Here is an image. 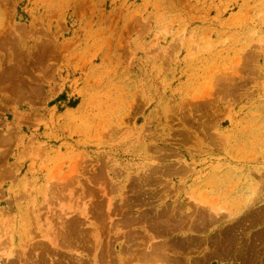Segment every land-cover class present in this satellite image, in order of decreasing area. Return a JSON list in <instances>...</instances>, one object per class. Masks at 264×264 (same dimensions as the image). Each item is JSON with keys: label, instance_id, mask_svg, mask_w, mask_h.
Returning a JSON list of instances; mask_svg holds the SVG:
<instances>
[{"label": "rangeland", "instance_id": "1", "mask_svg": "<svg viewBox=\"0 0 264 264\" xmlns=\"http://www.w3.org/2000/svg\"><path fill=\"white\" fill-rule=\"evenodd\" d=\"M5 254L264 264V0H0Z\"/></svg>", "mask_w": 264, "mask_h": 264}, {"label": "bare ground", "instance_id": "2", "mask_svg": "<svg viewBox=\"0 0 264 264\" xmlns=\"http://www.w3.org/2000/svg\"><path fill=\"white\" fill-rule=\"evenodd\" d=\"M173 169H174V168H173ZM149 170H150V169H149ZM142 173H143V172H142ZM92 174H93V173H92ZM136 178H137V177H136ZM63 179H64V178H63ZM147 179H148V178H147ZM138 180H139V179H138ZM52 183H53V182H52ZM142 183H143V182H142ZM53 184H54V183H53ZM62 187H63V186H62ZM55 192H56V191H55ZM106 194H107V193H106ZM104 198H105V197H104ZM82 199H83V198H82ZM104 200H105V199H104ZM199 202H200V201H199ZM111 203H112V202H111ZM207 203H208V202H207ZM109 204H110V203H109ZM109 204H108V205H109ZM203 204H205V203H203ZM100 205H101V204H100ZM206 205H207V204H206ZM209 205H210V204H209ZM51 206H52V205H51ZM249 206H250V205H249ZM105 207H106V206H105ZM119 207H120V206H119ZM210 207H211V206H210ZM103 208H104V207H103ZM203 208L205 209V207H203ZM206 208H208V207H206ZM213 208H214V207H213ZM200 209H202V208L200 207ZM82 210H83V209H82ZM82 210H81V211H82ZM113 210H114V209H113ZM197 210H198V209H197ZM197 210H196V211H197ZM207 210L210 211V208L207 209ZM74 211H75V210H74ZM81 211H79V212H80V215H82L83 217H86L85 211H82V212H81ZM87 211H88V210H87ZM90 211H91V210H90ZM198 211H199V210H198ZM198 211H197V212H198ZM213 211H215V213H216V210H213ZM79 212H78V213H79ZM106 212H107V211H106ZM114 212H115V210H114ZM20 213H21V211L19 212V214H20ZM199 213H200V212H199ZM213 213H214V212H213ZM215 213H214V214H215ZM217 213H218V212H217ZM72 214H73V213H72ZM195 214H196V213H195ZM202 214H203V213H202ZM76 215H78V214L76 213ZM171 215H172V214H171ZM206 215H207V214H206ZM208 215H209V214H208ZM215 215H216V214H215ZM20 216L22 217V214H20ZM209 216H210V215H209ZM212 216H213V215H212ZM32 217H33V216H32ZM75 217H76V216H75ZM80 217H81V216H80ZM205 217H206V216H205ZM207 217H208V216H207ZM207 217H206V218H207ZM131 218H132V217H131ZM197 218H198V217H197ZM133 219H134V218H133ZM162 219H163V218H162ZM193 219H194V218H193ZM193 219H192V220H193ZM203 219H204V218H203ZM213 219H214V218H213ZM218 219H219V218H218ZM62 220H63V219H62ZM83 220H84V219H83ZM188 220H189V219H188ZM206 220H207V219H206ZM32 221H33V220H32ZM66 221H67V220H66ZM165 221H166V220H165ZM67 222H68V221H67ZM151 222H152V221H151ZM192 222H193V221H192ZM200 222H201V221H200ZM77 223H78V222H77ZM84 223H85V222H84ZM124 223H125V222H124ZM189 223H191V222H189ZM115 224H116V223H115ZM140 224H141V223H140ZM199 224H200V223H199ZM33 225H34V224H33ZM56 226H57V225H56ZM60 226H61V225H60ZM166 226H167V225H166ZM81 227H82V226H81ZM85 228H86V227H85ZM185 228H187V227H185ZM189 228H190V227H189ZM40 229H41V228H40ZM88 229H89V228H88ZM96 229H97V228H96ZM117 229H118V228H117ZM187 229H188V228H187ZM22 230H23V229H22ZM66 230H67V229H66ZM90 230H91V229H90ZM129 230H130V229H129ZM171 230H172V229H171ZM185 230H186V229H185ZM188 230H189V229H188ZM62 231H63V230H62ZM86 231H87V230H86ZM236 231H237V230H236ZM78 232H80V231H78ZM30 233H31V232H30ZM37 233H38V232H37ZM87 233H88V232H87ZM121 234H122V233H121ZM38 235H39V234H38ZM82 235H83V234H82ZM47 237H48V236H47ZM58 237H59V236H58ZM79 237H80V236H79ZM237 238H238V237H237ZM68 239H69V238H68ZM114 239H115V238H114ZM198 240H199V239H198ZM51 241H52V240H51ZM144 242H145V241H144ZM193 242H194V241H193ZM57 243H58V242H57ZM145 244H146V243H145ZM42 245H43V244H42ZM57 245H58V244H57ZM141 245H142V244H141ZM55 246H56V245H55ZM195 246H197V245H195ZM59 247H60V246H59ZM137 247H138V246H137ZM142 248H143V247H142ZM187 248H188V247H187ZM140 249H141V248H140ZM140 249H139V250H140ZM144 249H145V247H144ZM144 249H143V251H144ZM155 249H156V248H155ZM206 249H207V248H206ZM17 250H18V249H17ZM107 250H108V249H107ZM119 250H120V249H119ZM124 250H125V249H124ZM139 250H138V252H139ZM152 250H153V249H152ZM156 250H157V249H156ZM149 251H150V250H149ZM149 251H148V252H149ZM153 252H154V251H153ZM6 253H7V252H6ZM134 253H135V252H134ZM140 253H141V252H140ZM239 253H240V252H239ZM7 254H8V253H7ZM13 254H14V252H13ZM19 254H20V252H19ZM155 254H156V253H155ZM177 254H178V253H177ZM14 255H16V254H14ZM14 255H13V256H14ZM136 255H138V254H136ZM143 255H144V254H143ZM158 255H159V254H158ZM158 255H157V256H158ZM5 256H6L5 259L3 258L4 260H3L2 258H0V264H7V263H8V260H7V257H8V256H7L6 254H5ZM13 256H11V257L14 258ZM159 256H160V255H159ZM12 258H11V259H12ZM177 258H178V257H177ZM203 258H204V257H203ZM21 259H22V258H21ZM143 259H145V258H143ZM12 260H13V259H12ZM25 260H26V259H25ZM148 260H149V259H148ZM156 260H157V259H156ZM175 260H176V259H175ZM187 260H188V259H187ZM187 260H186V261H187ZM242 260H243V258H242ZM193 261H194V260H193ZM26 262H27V261H26ZM33 262H34V261H33ZM139 263H140V262H139ZM152 263H153V262H152ZM156 263H158V262H156ZM192 263H193V262H192ZM22 264H23V263H22ZM194 264H195V263H194Z\"/></svg>", "mask_w": 264, "mask_h": 264}]
</instances>
